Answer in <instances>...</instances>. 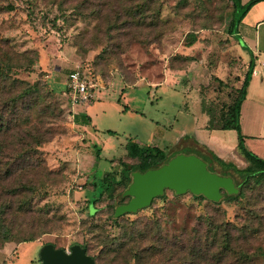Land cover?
<instances>
[{
    "label": "rangeland",
    "instance_id": "obj_1",
    "mask_svg": "<svg viewBox=\"0 0 264 264\" xmlns=\"http://www.w3.org/2000/svg\"><path fill=\"white\" fill-rule=\"evenodd\" d=\"M8 3L15 8L0 9V45L37 53L31 72H15L22 80L39 81L57 108L54 115L33 121L40 132H48L36 156L44 169L39 168L36 177L41 187L34 197L33 217L7 216L14 231H33L35 240L21 242L5 264H39L37 243L69 250L89 239V202L105 172H119L122 161L132 162L126 158L129 140L157 145L168 159L193 154L209 171L228 176L206 161L210 148L191 136L197 129L198 136L226 149L220 158L245 167L234 154L237 131L224 127L248 60L238 36L228 32L231 0H0V8ZM138 6L143 10L136 12ZM75 68L94 83L88 89L89 101L76 107L81 117L91 118L88 123L72 111L67 95V75ZM255 96L243 100L239 124L246 147L264 157V99ZM45 168L53 173L46 174ZM121 190L116 188L113 199L104 193L99 204L96 201L101 209L96 220L110 223L109 206L123 203ZM164 194L123 217L159 218L169 237L187 233L189 238L194 230L204 232L209 221L240 227L253 204L249 199L221 201L216 212L211 203L189 192ZM253 207L264 212V203ZM257 248L264 251V234L246 251L243 248L253 254V264H264V255L253 253ZM238 257L228 253L221 264H249Z\"/></svg>",
    "mask_w": 264,
    "mask_h": 264
},
{
    "label": "trees",
    "instance_id": "obj_2",
    "mask_svg": "<svg viewBox=\"0 0 264 264\" xmlns=\"http://www.w3.org/2000/svg\"><path fill=\"white\" fill-rule=\"evenodd\" d=\"M260 1L263 0H249L246 3H242L241 0H231L233 9L229 34L235 35L237 25L244 15ZM14 8L13 4L8 3L0 9L12 11ZM137 9L136 12H140L143 7L138 6ZM36 59L37 53L34 51L17 52L6 43L0 45V244H2L0 248L8 242L21 243L35 240L33 231L27 233L21 230L14 231L13 226L7 221V216L16 213L33 217L34 197L41 187L36 183L38 180L36 177L38 169L42 167L41 161L37 160L36 156L39 152L38 146L47 140L48 133L40 132L33 121L48 113L54 115V110L57 108L49 100L50 91H44L39 81L30 83L17 77L15 68L29 73ZM253 67L254 62L251 59L241 87L238 89V95L229 106L227 112L229 118L224 125V127H233L237 131L236 151L246 163L245 167L224 161L210 149L209 156L205 155L206 161L211 166L217 165L223 173L233 179L238 192L228 194L223 191L222 200L218 202L208 200L203 195L192 194L195 198L211 203L216 212H220L221 201L231 203L239 199H249L253 204L247 203V205L252 204V207L247 208L248 218L242 223L243 225L239 227L229 222L209 221L208 228L204 232L194 230L189 238L187 233L183 236L169 237L164 232L163 223L159 218L128 220L123 217L126 214L117 217L114 215L115 208L112 205L109 206L111 208L108 216L109 224L106 221L96 220L94 216L99 214L101 209L95 206V203L97 204L104 193L108 198L113 199L117 187H121V192L127 188L133 171L144 172L169 160L166 150L129 140L125 144L126 158L132 162L122 161L119 172L103 174L99 181V191L88 206L89 216L93 218L86 232L90 238L81 243L77 242L86 249L87 254L92 256L94 264H131V262L133 264H221L228 253L239 255V261L253 264V254L245 253L244 250L246 251L254 240L260 239L264 234V212L253 207L258 203H264V157L246 147L245 137L241 133L239 124L240 108L247 94ZM79 117L82 123L91 121L88 116ZM79 117L74 115L77 120L80 119ZM107 132L115 133L112 130ZM45 170L48 175L53 173L46 168ZM233 174L240 178V182L236 183ZM248 190H251L249 195H247ZM164 193L155 199L164 198ZM128 199V196H124L122 202L125 203ZM91 206L93 212L90 211ZM108 227L119 228L118 234L110 232ZM253 253L264 255L261 248H257Z\"/></svg>",
    "mask_w": 264,
    "mask_h": 264
},
{
    "label": "water",
    "instance_id": "obj_3",
    "mask_svg": "<svg viewBox=\"0 0 264 264\" xmlns=\"http://www.w3.org/2000/svg\"><path fill=\"white\" fill-rule=\"evenodd\" d=\"M131 177L123 193L129 199L115 207V216L133 214L149 207L165 190L178 195L186 192L203 195L215 202L222 199L223 191L228 194L238 192L230 176L209 171L206 163L193 154H177L156 168L133 171ZM38 259L39 264H94L92 256L78 243L72 244L69 250L46 243L39 249Z\"/></svg>",
    "mask_w": 264,
    "mask_h": 264
},
{
    "label": "crops",
    "instance_id": "obj_4",
    "mask_svg": "<svg viewBox=\"0 0 264 264\" xmlns=\"http://www.w3.org/2000/svg\"><path fill=\"white\" fill-rule=\"evenodd\" d=\"M248 1L249 0H241L242 3H246ZM235 36H238L237 43L239 47L247 54V70L251 59L254 62L246 97L253 93L254 96L256 95L255 97L264 99V0L257 2L247 11L240 23L237 25ZM77 106L79 105L72 106L73 108L71 109L76 115H79L76 110ZM185 135L189 136V133H185L184 136ZM191 136L197 141L204 143L218 156L219 154L222 155L227 152L226 149H221L217 144L209 139H206L205 136H198L197 129L191 133ZM234 154L239 157L236 151V146ZM19 244L20 243L8 242L0 248V264H5L9 259L13 258ZM37 246L38 249H40L42 245L37 243ZM31 262L35 263V259H32Z\"/></svg>",
    "mask_w": 264,
    "mask_h": 264
},
{
    "label": "built area",
    "instance_id": "obj_5",
    "mask_svg": "<svg viewBox=\"0 0 264 264\" xmlns=\"http://www.w3.org/2000/svg\"><path fill=\"white\" fill-rule=\"evenodd\" d=\"M93 85L91 78L78 68L71 70L66 79L67 95L71 106L81 105L89 101L88 89Z\"/></svg>",
    "mask_w": 264,
    "mask_h": 264
}]
</instances>
